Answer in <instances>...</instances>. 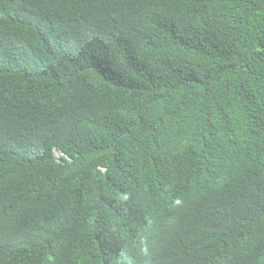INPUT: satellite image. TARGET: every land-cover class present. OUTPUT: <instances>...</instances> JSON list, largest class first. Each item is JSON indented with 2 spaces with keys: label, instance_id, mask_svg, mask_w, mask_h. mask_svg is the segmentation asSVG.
Instances as JSON below:
<instances>
[{
  "label": "trees",
  "instance_id": "1",
  "mask_svg": "<svg viewBox=\"0 0 264 264\" xmlns=\"http://www.w3.org/2000/svg\"><path fill=\"white\" fill-rule=\"evenodd\" d=\"M0 264H264V0H0Z\"/></svg>",
  "mask_w": 264,
  "mask_h": 264
},
{
  "label": "clouds",
  "instance_id": "2",
  "mask_svg": "<svg viewBox=\"0 0 264 264\" xmlns=\"http://www.w3.org/2000/svg\"><path fill=\"white\" fill-rule=\"evenodd\" d=\"M58 152H61V151H58ZM57 152V155H59L60 153Z\"/></svg>",
  "mask_w": 264,
  "mask_h": 264
},
{
  "label": "rangeland",
  "instance_id": "3",
  "mask_svg": "<svg viewBox=\"0 0 264 264\" xmlns=\"http://www.w3.org/2000/svg\"><path fill=\"white\" fill-rule=\"evenodd\" d=\"M58 152V151H57ZM58 153H60V152H58Z\"/></svg>",
  "mask_w": 264,
  "mask_h": 264
}]
</instances>
